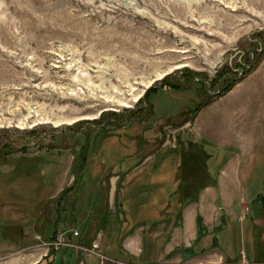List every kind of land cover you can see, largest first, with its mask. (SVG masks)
Masks as SVG:
<instances>
[{
	"label": "rangeland",
	"instance_id": "1",
	"mask_svg": "<svg viewBox=\"0 0 264 264\" xmlns=\"http://www.w3.org/2000/svg\"><path fill=\"white\" fill-rule=\"evenodd\" d=\"M263 60L264 0H0V264H264V143L205 107ZM189 142L246 164L171 220Z\"/></svg>",
	"mask_w": 264,
	"mask_h": 264
},
{
	"label": "crops",
	"instance_id": "2",
	"mask_svg": "<svg viewBox=\"0 0 264 264\" xmlns=\"http://www.w3.org/2000/svg\"><path fill=\"white\" fill-rule=\"evenodd\" d=\"M219 101L222 102V107H220L221 103ZM216 102H219L217 103L219 106H214L215 109L212 114L213 118L218 116L219 113L224 115V127L220 132L222 134L220 139L224 141L223 144H230L235 140H241L242 142L245 140L246 143L244 144H249L251 148H254L256 145L259 147L264 143V60L255 70L237 82L231 90L210 101L205 107L214 105ZM204 108L196 115L193 121L195 128L200 127L202 123L199 122V116H202ZM241 149L242 146L239 150ZM243 161V159L238 157V154L232 155L225 162L226 164L220 172L219 179L222 182L228 179L239 164H246ZM249 172L246 171V176L245 173L243 174L244 178H249ZM206 188H212V186ZM208 194L210 193L208 192L206 196H209ZM220 196L222 198L225 197V192L222 189H219L217 195L211 197L219 198ZM204 202L200 201L199 198V201L195 205L203 207L206 205ZM201 214H203L202 211ZM193 217L192 215H188L185 220V234L193 231L195 227L193 223L196 222V216Z\"/></svg>",
	"mask_w": 264,
	"mask_h": 264
},
{
	"label": "trees",
	"instance_id": "3",
	"mask_svg": "<svg viewBox=\"0 0 264 264\" xmlns=\"http://www.w3.org/2000/svg\"><path fill=\"white\" fill-rule=\"evenodd\" d=\"M230 86L231 85H228V86L224 87L223 89H220L218 94L221 95L222 93H224V91H226L228 88H230ZM165 87L166 88H168V87L169 88L170 87L171 88H177L176 86H172V85L169 86L168 84H167V86L164 85L162 88H165ZM152 88L156 89V87H152ZM153 89H151L149 92H151ZM207 102L209 103L210 100H208ZM202 104L203 105H201V103H199L195 107L190 109L189 113H190V117L192 119L201 110V108L204 106L205 103H202ZM149 105H151V103ZM190 145L192 146V149H195V150L192 151L193 153L190 152L191 154H190V156H187V158H188L187 160L185 159V156H183V160L181 161V165H180L181 173H180V177L178 178L177 183L176 182H175V184L170 183L171 185H169V186L166 185L164 187V189L166 191L164 189L162 190V191H165V195L160 200L168 198V202L170 201L171 203L172 202L174 203V201H175V203H176V199H178L179 206L177 207V205L174 203V207L171 210L169 209L170 210L169 213L164 214L166 217L169 216L171 218V220H175V217L178 215L177 213L180 212L179 208H182L183 206H186L187 204H190L192 202L198 201L199 193L203 188H205L207 186H216V178H217V175L219 173L220 167L223 166V164L227 161V159L233 153V151H230V153H229V155H227V157L221 156L220 158H218V156H216V157L210 156V154L208 153V150L205 146V143L189 142V145L187 144V146L183 148L184 151L182 150L183 155L185 153H187L186 150H189ZM217 169H218V172L216 174L215 170H217ZM250 178H252V177H250ZM138 189H140V190H138L136 192L138 194H135L134 195L135 197H140L139 193L143 194V192L146 191L145 189H141V187ZM157 191H161V189L159 190V188H158ZM157 191L155 190V192L153 194L154 198H155L154 195H158V194H155V193H157ZM146 193H147V191H146ZM260 196H262V195H260ZM256 200L260 201L262 203V205L264 204V200H262V198L256 197ZM166 202H167V200H166ZM120 203H122V202L118 203L119 206H121L120 208L122 209L123 212H125V209H124L125 206L122 207V204H120ZM162 209L163 208H161L160 210L157 209V212H161ZM93 212H95V211H93ZM258 216H260V213H258ZM253 219H255V218L251 217L250 219H247L244 217V219H243L244 227H245L246 222L248 224L245 227L246 228L245 230L248 232V240H251L250 241L251 244H252V236L254 235V229H255ZM117 220H118V226H119V227H117V232L119 229H121V232H120V234H117V232H116L114 235V239L118 243V240L120 241V239H123V237L129 233V230L131 228L130 229H127V228L124 229L126 227V225L129 224L127 220H124L122 218L117 219ZM201 220L202 219H201L200 215L197 214L196 222H197L200 230L202 229ZM122 222L125 223V225L123 227H121L123 224ZM172 222H174V221H172ZM133 226H135V225H133ZM133 226L130 225L129 227H133ZM21 229H22V227L19 228V230H21ZM231 230H232V224H230V223L225 224V229H222V235L225 237V240H223L224 244L221 246V248L224 250L226 248H229V245H231L230 240L227 239V238H231V236H230ZM203 236L204 235H202V236L199 235L198 238H202ZM198 238H197V240H198ZM150 240L151 239L149 238L148 241H150ZM190 248L192 249V247H190ZM141 257H143V256H141ZM137 258L140 261L141 258H139V257H137ZM148 258H149V261L147 263H151V261L153 259L151 257H148Z\"/></svg>",
	"mask_w": 264,
	"mask_h": 264
},
{
	"label": "bare ground",
	"instance_id": "4",
	"mask_svg": "<svg viewBox=\"0 0 264 264\" xmlns=\"http://www.w3.org/2000/svg\"><path fill=\"white\" fill-rule=\"evenodd\" d=\"M162 76H163V75H161V77H162ZM148 85H150V83L147 84L145 87H147ZM140 95H141V94L135 95V97H133V99H132V102L137 101V100L139 99ZM117 102H119V103L122 104V105L125 104V103L123 102V99H122V100H117ZM75 121H77V120H75ZM75 121H68L66 124H70V123H73V122H75Z\"/></svg>",
	"mask_w": 264,
	"mask_h": 264
},
{
	"label": "water",
	"instance_id": "5",
	"mask_svg": "<svg viewBox=\"0 0 264 264\" xmlns=\"http://www.w3.org/2000/svg\"><path fill=\"white\" fill-rule=\"evenodd\" d=\"M149 87H150V85H148L147 88L144 89V91H143L144 93H143V94H145L146 90H147Z\"/></svg>",
	"mask_w": 264,
	"mask_h": 264
}]
</instances>
